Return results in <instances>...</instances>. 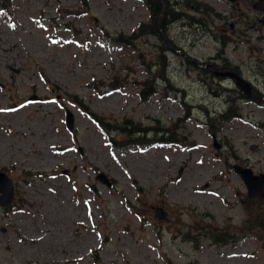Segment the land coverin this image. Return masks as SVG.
Returning a JSON list of instances; mask_svg holds the SVG:
<instances>
[{
    "label": "rangeland",
    "instance_id": "1",
    "mask_svg": "<svg viewBox=\"0 0 264 264\" xmlns=\"http://www.w3.org/2000/svg\"><path fill=\"white\" fill-rule=\"evenodd\" d=\"M11 1L0 171L14 199L0 207V264H264L257 202L232 168L264 174V102L210 72L227 62L264 94L256 0H165L179 19L162 40L123 50L112 40L148 23L149 0ZM113 128L145 129L132 137L145 143Z\"/></svg>",
    "mask_w": 264,
    "mask_h": 264
},
{
    "label": "trees",
    "instance_id": "2",
    "mask_svg": "<svg viewBox=\"0 0 264 264\" xmlns=\"http://www.w3.org/2000/svg\"><path fill=\"white\" fill-rule=\"evenodd\" d=\"M3 2L7 7H9L12 4L11 0H3ZM148 2H150L148 3V10L150 12L148 23L147 24L141 23L130 36H125L123 34L118 35L115 39L112 40L114 42L115 48L123 50V48L131 46L132 43L130 42L140 37L141 35L155 36L162 40L163 38L162 32L165 26L167 25V23L169 21L179 19V14H176L172 10V8H170L171 6H169L168 2H166L165 0H149ZM217 70L218 71H227V70L233 71L228 67L227 62H224L222 66L217 67ZM210 72L213 73L212 70H210ZM112 82L113 83L110 84L109 87L112 90L117 91L119 89V84L117 83V80H113ZM145 97L146 95L143 94L144 99ZM88 113H89L88 116H90L91 119L97 123V125H101L94 114L90 112ZM221 117L223 118V115ZM239 117L240 115L236 111L232 113L230 112L228 116L225 119H223V121H231ZM113 130L117 131L118 133H121L120 135L124 136V138L128 141L127 143L123 145H127V144L128 145L130 144L131 145L132 144L142 145L145 143V141H143V139L141 138L132 139V137H134L135 134H144L146 132L145 129L131 128L130 130H123V129L121 130L118 128H115V129L113 128ZM171 140L172 139L163 140V138H161V139H156L155 141H170L171 143H176L175 141L173 140L171 141ZM110 141L115 143L114 140L110 139ZM247 199L249 202H253L254 200L257 202L256 210L258 212L256 211V213L253 214L251 218L257 221L256 223L258 224L255 225V227L257 229L262 230L263 231L262 233L264 235V199H258V198H247Z\"/></svg>",
    "mask_w": 264,
    "mask_h": 264
},
{
    "label": "water",
    "instance_id": "3",
    "mask_svg": "<svg viewBox=\"0 0 264 264\" xmlns=\"http://www.w3.org/2000/svg\"><path fill=\"white\" fill-rule=\"evenodd\" d=\"M229 2H235V0H227ZM215 67V65H211ZM214 75L218 78L232 80L235 86L239 89L240 93L248 99H251L255 96L253 88L249 82L244 80L239 74L234 71H218L215 69L213 71ZM34 101H39L36 97L30 99ZM65 124L67 129L71 132L74 128V117L73 114L66 109L65 110ZM253 149V148H252ZM234 173L242 181L246 195L249 198H264V174L263 173H254L253 170L249 167H242L239 165H234ZM96 179L107 187L111 186V181L104 175L99 174ZM14 199V186L11 179L7 176L5 172L0 171V207L5 209L8 208Z\"/></svg>",
    "mask_w": 264,
    "mask_h": 264
},
{
    "label": "flooded vegetation",
    "instance_id": "4",
    "mask_svg": "<svg viewBox=\"0 0 264 264\" xmlns=\"http://www.w3.org/2000/svg\"><path fill=\"white\" fill-rule=\"evenodd\" d=\"M236 1L237 0H235V2ZM251 7L253 11L255 12V16L253 17V19L256 21V25H257V26H254V28L257 31L261 30L258 26L264 29V0H256V2H254ZM212 68L214 70L217 69L216 66ZM253 92L255 93V96L252 98L254 102L258 104L262 101L264 102V94L262 92H260L258 89L254 87H253Z\"/></svg>",
    "mask_w": 264,
    "mask_h": 264
}]
</instances>
